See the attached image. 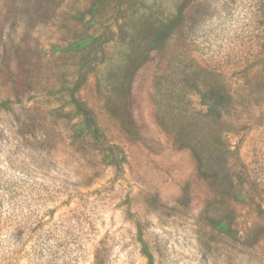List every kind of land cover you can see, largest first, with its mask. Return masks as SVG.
<instances>
[{
    "label": "rangeland",
    "instance_id": "374dc122",
    "mask_svg": "<svg viewBox=\"0 0 264 264\" xmlns=\"http://www.w3.org/2000/svg\"><path fill=\"white\" fill-rule=\"evenodd\" d=\"M0 264H264V0H0Z\"/></svg>",
    "mask_w": 264,
    "mask_h": 264
}]
</instances>
